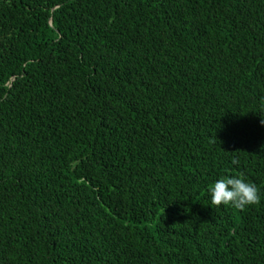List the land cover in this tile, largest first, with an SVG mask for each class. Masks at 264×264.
<instances>
[{
  "label": "trees",
  "instance_id": "obj_1",
  "mask_svg": "<svg viewBox=\"0 0 264 264\" xmlns=\"http://www.w3.org/2000/svg\"><path fill=\"white\" fill-rule=\"evenodd\" d=\"M0 264H264V0H0Z\"/></svg>",
  "mask_w": 264,
  "mask_h": 264
},
{
  "label": "clouds",
  "instance_id": "obj_2",
  "mask_svg": "<svg viewBox=\"0 0 264 264\" xmlns=\"http://www.w3.org/2000/svg\"><path fill=\"white\" fill-rule=\"evenodd\" d=\"M211 204L245 210L261 204V190L245 175H224L217 179L209 189Z\"/></svg>",
  "mask_w": 264,
  "mask_h": 264
}]
</instances>
